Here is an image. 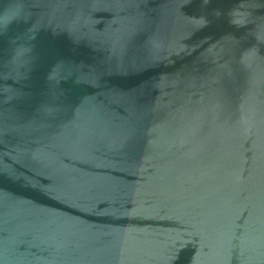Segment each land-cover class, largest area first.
<instances>
[{
    "label": "water",
    "instance_id": "obj_1",
    "mask_svg": "<svg viewBox=\"0 0 264 264\" xmlns=\"http://www.w3.org/2000/svg\"><path fill=\"white\" fill-rule=\"evenodd\" d=\"M255 32L264 0H0V264H264Z\"/></svg>",
    "mask_w": 264,
    "mask_h": 264
},
{
    "label": "clouds",
    "instance_id": "obj_2",
    "mask_svg": "<svg viewBox=\"0 0 264 264\" xmlns=\"http://www.w3.org/2000/svg\"><path fill=\"white\" fill-rule=\"evenodd\" d=\"M208 0H204V3H207ZM217 15H219V13H217ZM230 17H231V20H230V23H232L233 25L237 26V27H242L246 24L249 23V20H248V13L244 11L243 9V6H238L234 9L231 10V12L229 13ZM203 20V23L201 24V27L204 26L207 21L204 19V18H200ZM255 35V38L258 42L260 43H264V35H262L261 33L259 32H255L254 33ZM255 52L256 54H258V49L256 46H252L248 49H246L243 53H242V56H241V62L244 63V59H245V56L248 54V53H251V52Z\"/></svg>",
    "mask_w": 264,
    "mask_h": 264
}]
</instances>
